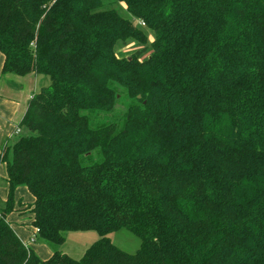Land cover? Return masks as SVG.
I'll use <instances>...</instances> for the list:
<instances>
[{
    "label": "trees",
    "instance_id": "16d2710c",
    "mask_svg": "<svg viewBox=\"0 0 264 264\" xmlns=\"http://www.w3.org/2000/svg\"><path fill=\"white\" fill-rule=\"evenodd\" d=\"M115 2L144 27L102 0H0L1 74L49 79L0 152V264H264V0ZM19 186L47 260L6 222ZM90 231L79 260L60 250Z\"/></svg>",
    "mask_w": 264,
    "mask_h": 264
},
{
    "label": "rangeland",
    "instance_id": "374dc122",
    "mask_svg": "<svg viewBox=\"0 0 264 264\" xmlns=\"http://www.w3.org/2000/svg\"><path fill=\"white\" fill-rule=\"evenodd\" d=\"M102 3L105 7H109L110 5L116 9L118 14L128 21H131L134 25H138V21L133 19L126 10L119 4L116 3L115 0H102ZM147 43L148 45L153 41L154 34L147 30ZM142 46L136 44L133 41H130L127 43V45L123 48L116 47L115 53L118 58H124L131 56L135 51L141 50ZM150 50H148L144 55L140 57V60H145L150 55ZM47 80V78H45ZM125 97L119 98V101L115 105L114 109L108 113V114H97L92 115L91 120L94 126H102L109 123H118L120 124L123 120V116L125 114ZM22 134V132H20ZM19 134L18 136H20ZM17 136V137H18ZM15 139L11 140L9 143L11 144ZM6 178V170L5 166L0 164V210L4 206L5 202V194L7 192V184L5 182ZM14 201L15 203L21 202L24 204H29L32 201V198L30 194L28 193L27 189L24 186H19L14 191ZM17 206L20 210H23L22 212L28 210V206L19 205ZM25 207V208H24ZM6 222L11 225L13 230L20 231L27 236V232L25 229L31 231V227L29 224V220L27 216H17L15 214H10L6 218ZM25 225H28L29 227L25 228ZM111 243L120 249L121 251L128 253V254H134L137 249L139 248L140 241L138 238L133 236L131 233L125 230H120L118 232L112 233L108 235L107 237ZM24 239V238H23ZM98 239V236L95 232H77V233H68L65 235V243L60 248L62 252H65L68 257H70L73 260H79L83 252L88 249V247L95 242ZM36 244H45L42 241L37 240ZM46 245V244H45ZM48 246V245H47ZM49 247V246H48Z\"/></svg>",
    "mask_w": 264,
    "mask_h": 264
},
{
    "label": "crops",
    "instance_id": "0c3cea01",
    "mask_svg": "<svg viewBox=\"0 0 264 264\" xmlns=\"http://www.w3.org/2000/svg\"><path fill=\"white\" fill-rule=\"evenodd\" d=\"M120 5L125 9V6L123 4ZM3 62L4 57L0 53V152L2 151V148L6 143H9L11 140L16 139L17 136L21 134L19 133L18 135H15L14 132L16 128H19V123L21 122L26 112L28 102L31 99L32 95L37 93L41 88L48 86L49 84V79L47 77L39 75L30 74L25 77H17L10 74L2 75L1 70ZM45 78H47V80ZM19 130L23 133L22 129L19 128ZM18 203L24 206H28L29 208L33 203V199L29 204L17 202L14 212L11 213L17 216H27L31 231L25 229L27 232V236L25 237L23 233H21L20 231H15L11 227L12 230L17 235L19 240L28 249L33 251V253L40 260H47L52 254L51 249L45 244H36V242L31 241L34 233V229L31 225V216L29 215L28 210L22 212L23 210H20L21 208H18ZM27 227L29 226L25 225V228ZM63 253L66 254L65 252Z\"/></svg>",
    "mask_w": 264,
    "mask_h": 264
},
{
    "label": "built area",
    "instance_id": "2783aa9c",
    "mask_svg": "<svg viewBox=\"0 0 264 264\" xmlns=\"http://www.w3.org/2000/svg\"><path fill=\"white\" fill-rule=\"evenodd\" d=\"M138 25L141 26V27H144V24L141 23V22H138ZM14 133H15V135H18V134L20 133L19 128H16ZM37 234H38V230H37V229H34V233H33V236H32V238H31V241H34V237H35V235H37Z\"/></svg>",
    "mask_w": 264,
    "mask_h": 264
}]
</instances>
